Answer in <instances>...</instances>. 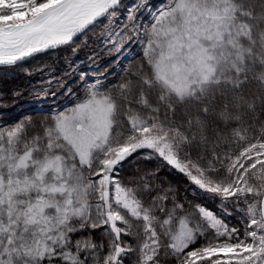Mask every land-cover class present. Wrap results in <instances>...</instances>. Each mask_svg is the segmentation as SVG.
Instances as JSON below:
<instances>
[{"label":"snow or ice","instance_id":"obj_1","mask_svg":"<svg viewBox=\"0 0 264 264\" xmlns=\"http://www.w3.org/2000/svg\"><path fill=\"white\" fill-rule=\"evenodd\" d=\"M0 67V264H264V0H0Z\"/></svg>","mask_w":264,"mask_h":264},{"label":"trees","instance_id":"obj_2","mask_svg":"<svg viewBox=\"0 0 264 264\" xmlns=\"http://www.w3.org/2000/svg\"><path fill=\"white\" fill-rule=\"evenodd\" d=\"M44 60H49L48 55H43L39 57L36 61H29V64L38 63ZM134 67V66H133ZM39 79L38 76H26L22 70V68L15 67H0V92L4 93V107L0 108V123H12L17 121L24 116L31 115L33 118L39 122L43 119V115H37V109L35 105L29 102V97L27 92L24 93L23 98L13 99L11 96V91L13 89L18 88H27L30 81L35 82ZM110 80L109 83L113 82ZM58 103H71L66 98H62V100ZM51 107L49 105L44 109L45 112L48 111V108ZM162 175H167V173H162ZM167 179L171 180L173 183H178L182 180L181 177L176 176L175 174L167 175ZM181 187L184 185L181 183ZM201 203H207L206 201H201ZM209 207H212L211 204H208ZM236 223V221H233ZM125 264H129L126 260ZM169 264H174V262H169Z\"/></svg>","mask_w":264,"mask_h":264}]
</instances>
